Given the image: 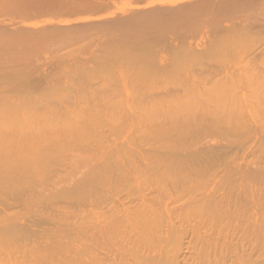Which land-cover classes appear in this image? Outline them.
I'll list each match as a JSON object with an SVG mask.
<instances>
[{"label": "rangeland", "instance_id": "374dc122", "mask_svg": "<svg viewBox=\"0 0 264 264\" xmlns=\"http://www.w3.org/2000/svg\"><path fill=\"white\" fill-rule=\"evenodd\" d=\"M206 1L205 0H0V35L3 36V34H4L3 38L6 36H11L9 34H12V36H14V37H10V40L13 41V39H14L16 43L12 44L11 43L12 41H10L12 46L10 45V47H8V48H11V47L13 48V49L11 48L12 50L10 49L11 54L12 55L14 54L15 56L14 55L13 56L15 58L17 57L19 60L18 65L15 67V72H16V70H17V73H19V71L21 72V71L26 70V72L28 74V77L26 76L28 78V80L27 79L26 80L24 79L22 81L20 80L22 82V84L20 81L19 82H17V81L12 82L13 84L7 83V84H4L6 86H3V88H4L3 90L5 92L11 93L10 91H13L14 88L18 87L19 85L21 88L23 87L22 88L23 90H25L26 87L31 89V90L34 89L33 92H36L37 94L32 93V91H31V93L34 94V96H33L34 101H36L38 103L44 102L43 97H45V95L49 96L48 95L49 93H46V92H49L50 91L49 89H52V91H53L54 86L56 88L55 91L58 90L62 94H67L68 89L71 86L70 84L72 82H74L73 74H72V67L76 63L78 64V62L79 63L82 62V63L86 64L92 70H100V64L94 63L93 61L95 59H99V58H102L103 56H105L104 53L107 54L105 51L106 45H112L114 43L116 44L117 42H119L117 40L119 38H120L119 40H121V37L124 36V32L122 31L123 29L121 27L122 23H126L127 21L129 22V20H132V17L134 19V16L136 18V17H142L145 15L146 20H145V22H143L144 24L143 23H142V25L140 24L141 25L140 28L138 27L139 26L138 25L136 28L132 29L133 31L135 29L134 32L132 31L134 33L132 39L129 36H127V40L125 39V37H123V38H124V41L126 40L124 43L127 45L125 52H128L130 54H146V55H149L150 59L145 60V61H143V60L139 61L138 60L134 65V69H133L134 71H131V72H129L127 70V67L125 65L122 64L121 66H119V68H118L119 70L117 69L118 70L117 73L119 72V74L117 75V79L115 81L117 86H118L117 89H119V93H121L124 90L123 84H125L128 92L146 94L145 96L143 95L146 99L144 98L142 100L146 101L149 98H151L152 96H155V97H152V100L156 101V99H159L157 97L158 94L168 93L169 91H173V88L176 86L177 82L180 79L178 76H180L184 80L187 79V81L194 80V79H192L193 76L195 79L197 77L196 81H198V82L190 81L189 84L194 85L196 82V83H198L197 86L199 87V89H201L199 86V83H201L200 85H202L204 83L206 84L207 74H208V78L210 77L211 74H218L217 76L222 77L223 79L225 76H227V78H225L224 80H230L229 79L230 77L232 78V76H236L238 74L247 75V77L251 78L250 79L251 81L245 82V80H244L240 85H238L237 88L234 89L235 91H233L232 94H230L231 90L228 93L231 98H234V102H235L234 109H236L235 112L238 114V115L236 114L235 117L237 118V116H239L240 114L241 115L238 118L239 120H237L236 118L233 117L232 119H229L226 124H227V126H232L230 124H234L233 125L234 127H236L235 126L236 122H239V123H237L238 125L240 123L243 124L245 129L240 126L242 129H244V131L239 129V131H240L239 136H237V134H235V133L225 132V133H227L228 137L233 136L231 138L234 139V140H232L231 138H228L230 141L225 140V136H226L224 133V130L226 128V125H225L224 126L225 128H223V130L219 129L217 131L216 130L211 131L209 129L208 130L206 129L205 131H208L207 133H204L205 131L201 130V133H202L201 136H198V134H199L198 133L199 131H198L197 136H195L196 139L197 138L203 139V137H206L208 139L207 140L206 138H204L203 141L200 140L203 143L205 142L204 144L202 143V145H200V143H201L200 141H199L200 143L198 142L199 139L196 140L195 137L192 138L193 136L190 139L189 138L187 139L188 141L191 140L188 143L189 144L188 147H190V145L193 142H194L193 143L194 145H197V143H198L199 144V146L197 145L198 148H196L194 146L195 150L199 151L200 147L202 146L201 149H205V151H207V155H208L207 156L208 158H206L205 157L206 155H205L204 156L205 159H203V162H205V163L202 166H205V164H206V166L202 167V169H201V167L199 168V171L200 170L201 171L200 172L198 171L199 172V173H197L198 175H195V174L192 175L191 174V176H190V180L192 177H194V180H195V182L193 181L194 184L192 183V181L191 182L187 181V184H185L186 186H188L187 190H186L187 192L191 189L190 190L191 192L189 191L188 194L192 196V194H190V193H192V189H193L192 186L195 187L194 191H195V189L197 191V192H193V195L195 193H200V194H198V196H200L203 193L208 196L209 194L214 193L216 191V189H217V191L220 190V192L224 191L226 188H224V190H223L222 184H224V186L227 187L229 184L226 185L224 182H227V183H231L232 181L235 182L236 180H233L234 179L233 177L236 174L232 175L233 176L232 181H231L230 176L234 172L235 169H238L239 167L243 168V166H244L243 169L246 168V171L248 169L250 171H252L253 175H255L256 172L258 170H260L257 172V173L260 172V174H256V176L258 175L257 176V178H258V177H260L259 175L262 174L261 177L264 179V177H263L264 176V147H263L264 146V143H263L264 142L263 141L264 140V133H263L264 132V126H263L264 125V62L263 61L264 60H261L260 58L254 59L252 55H247V54L244 55V53H247L250 50L253 52L254 48H252V47H254V45L253 46L251 45L252 47L248 46L245 50L242 49L244 52L241 51L242 52V53L240 52L241 55L239 54V51H240V49H239V51L237 50L236 53L232 51V52H230V54H226V56H222L221 58H219L217 60H209L208 61V59H204L205 61L201 60V61H195V62H193L192 60H189V63L186 62L185 66H184L185 63H182V66L180 63L181 61H180L179 55H178L180 53V51L189 53L188 55L190 57H194V56H200L201 57V55H205L207 52L210 51V45H211V42H213L215 40L214 38L217 36L216 33L222 32L221 30L218 31L217 27L222 29V30H227L228 27L234 26V21L231 18L230 19L227 18L228 21L232 20L231 22H228L227 20L223 19V21H225V22L222 24V21L220 19H222L224 17L216 15L217 13H215L216 12L215 11L216 10V8H215L216 3L219 7L220 5H222V3L228 4L229 0H210V1L206 0ZM218 1L220 2V4ZM232 1L235 2L234 0H232ZM232 1L230 0L231 3H233ZM236 1H238V0H236ZM210 2L214 5H212ZM180 4H182V5H180ZM196 5H197V9H202L203 6L206 7V5H207V7H208V5H209L210 10H212V11L208 10V12H207V10H206L207 8H205V10H203L205 13L203 11H201L199 13V15L197 13L196 15L186 17L185 15L187 13H185V12H187V11L190 12L192 9H194L196 7ZM179 7H182V8L178 10ZM192 7H194V8H192ZM214 8H215V10H214ZM145 10H146V12H145ZM170 10L173 12H171ZM142 11H143V13H142ZM155 11H157V12H155ZM160 11L163 13H161ZM174 11H176V12H174ZM139 12H140V14H139ZM149 12L152 14H150ZM153 12H155V13H153ZM180 12L185 13V15L183 13H180ZM177 13H178V15L180 14L179 17L181 15H183L185 18L183 16L178 18V15H175ZM214 13H215L216 17L218 16L220 18L215 19ZM156 15H159V16H156ZM164 15H166V17ZM158 17H159V19H158ZM208 18H209V20H208ZM153 19L154 20L156 19V20L154 21ZM189 20L192 21V25L189 24V23H191V21H189ZM200 20H202V21H200ZM217 20H220L219 23H221L220 25H222L223 27L222 26L220 27V25H218L219 23ZM156 21H157V23H156ZM181 21H182V23H181ZM213 21L216 24L218 23L217 24L218 26L217 25L211 26L210 22H213ZM207 22H209V23H207ZM171 23H175V24H171ZM86 24L89 26H86ZM188 24H189V26H188ZM81 25H82V28L79 29L78 27H81ZM198 26H200V27H198ZM210 26H211V28H209ZM87 30L89 32H87ZM81 31H85V33L82 34ZM214 31H216L215 35H213ZM6 32L8 33V35L7 34L5 35ZM55 32H56V34H55ZM78 32L80 34H78ZM26 34H28V35H26ZM22 37H24V39ZM51 37L53 40L50 39ZM6 38L9 39V37H6ZM128 38H130V39H128ZM162 38L165 39V42L163 43L164 45L161 44ZM29 40L32 42H30ZM114 40H116V42ZM28 41H29V44L26 43ZM112 41H114V42H112ZM24 42L26 43L25 45H23ZM46 42L49 43V45ZM3 43H1L2 46L6 44V42L4 44ZM45 43H46V45H45ZM31 44L32 45L35 44V45L32 46ZM17 45H19V46H17ZM39 45H40V48H39ZM13 46H15V48ZM36 47H37V49H36ZM103 47H105V48H103ZM4 48H5V51H9V53H10V50L6 49V45ZM14 49H16L17 51L14 52L15 51ZM255 49L257 50V53H258V51L260 52L262 50V49L259 50L260 48L257 49L256 46H255ZM255 49H254V51H255ZM18 52H19V54H18ZM190 52H192V53H190ZM23 53H26V54H23ZM249 53H251V52H249ZM262 59H264V58H262ZM259 60H261L262 64L259 62ZM65 61H66V63H65ZM59 62H61V63H59ZM62 62H63V64H62ZM187 64H189V65H187ZM24 65H26V67ZM62 65H63V67H62ZM123 69H125V70H123ZM125 71H127V72H125ZM197 71H199V72L197 73ZM189 76H190V78H189ZM191 76H192V78H191ZM205 76H206V78H204ZM213 76H211L210 78H213ZM49 77H52L53 79L49 78ZM215 77H216V75H215ZM217 79H220V78H217ZM232 80H233V78H232ZM208 81H211V80L208 79ZM220 81H222V80L220 79ZM211 82H213V80ZM218 82H219V80H218ZM218 82L216 83V85H219ZM214 84H213V86H214ZM15 85H16V87H15ZM222 85H224V84H222ZM51 86L53 88H51ZM195 86H196V84H195ZM208 86L210 87V85H208ZM21 88H19V89H21ZM204 88L205 87L203 86V89ZM216 88H219V87H216ZM29 89H26V90H29ZM203 89H201V90H203ZM217 90L219 91V89H216L214 91V89L212 90V88H211V91H213V92H216ZM220 91H221V89H220ZM50 94H52V93H50ZM124 96H126V95H124ZM248 96H251V97H248ZM140 97L142 98L141 95H140ZM254 97H255V99H254ZM256 97H258V98L256 99ZM45 99H47L49 101H50V99L52 100V98H50V99L45 98ZM22 100L23 99H20L19 102H21ZM149 100H151V99H149ZM152 100H151V102H152ZM148 102H145L144 104L147 103V105H149L151 103V102L150 103H148ZM147 105L144 106V110H141V111H140V109L143 107H141L140 109L138 108L137 110H134V111H133V109H134L133 108L132 112H130L129 109H127L129 111V112H127L126 107H125V109L123 108V110L121 112H119L120 113L119 115H117L118 112L115 111V112H117V114L115 112L113 113V114H115L114 115L115 119H114L113 123H115L114 125H116V128L112 126L113 127V130H112V127L104 126L105 128L100 130L101 133H99L98 138H96L95 140H94V137H97L98 133H95V135L93 134V136H94L93 140L88 142V143H92V144L87 143V145H89V146L93 145L90 149H86V142L88 140V139L86 140V136H81V134L85 133L86 130L68 129V128H64V127L51 128V127H47L48 124L45 125L46 127L26 128L24 130L9 129L8 132L7 131L5 132V131L0 129V145L2 146V144L4 145V143L8 142L9 145L4 146V148L7 151H10V152L23 151V152L27 153V155L29 153L28 156H30V153L38 154L37 156H39V158L33 164V166L36 165L39 168H44V167L48 168L49 171L45 177L46 179L44 180L43 189H50V190H54V191L62 190V188L64 190H66L67 188L68 189L73 188L74 187L73 184H75L78 181L85 180V178L87 176H89V177L92 176V174L98 170L102 161L105 162V160L101 159L102 154L103 155L109 154V152L111 150H113L114 148H115L114 149L115 152L119 150V152L121 151L120 153H122V149H123V154L126 153V154H128L127 157H131L130 159H132V162L134 164L130 163L129 165L133 164L134 168H131V167H133L132 165L131 166L128 165L129 168L127 169L126 163H128V162L124 163L125 162V161H123L125 159V157H124L122 159V162H121L124 164H121V163L120 164L123 166L126 165L122 168H124V170H126V169L128 170L127 173L129 176L128 175L126 176L124 174H123L124 178L122 176H120V175H122L123 171H121V174L119 175V173H120L119 169L121 168V165H119L120 168L118 169L117 174L115 173L116 171H114L115 174L112 173V174H114L112 176L115 178V175H116V177L118 175L119 177H122L124 181L127 180L128 183L123 182L122 178L119 179V180H121V182H123V183L120 182L122 185L119 183V186H120L119 187L120 190H119L118 186H116L117 182H119L117 180L118 177H117V179L115 178L117 182H115V179L113 180V184H111L112 183L111 180L113 179V177H112V179L109 178L108 181H111V183L108 182L109 185L108 186L106 185V187L104 186V188L106 189V190L105 189L104 190L106 192H107V190H109V192H113L112 196H110L111 193L108 194V192L107 193L103 192L104 191L102 189L103 186H102V188L100 186H97L96 188L95 187L94 188L95 189L98 188V191L95 190V192H94V190H93L94 188L90 189V192L91 191L93 192V193H91L92 199L95 201V199H97V198L100 199L105 194H106V196L108 194L109 198H107L108 196L107 197L105 196L104 199L107 198L108 201H109V199H112V200L114 199L115 200V201L113 200L114 202L111 200V201L106 203V202H104V199L102 198V201L104 202V204H106V205L108 204L107 205L108 207L104 206L103 203H102L103 206L100 205L101 208L103 207L105 209V212H107L106 208H108L107 210H109L110 206H111L110 209H113L115 207V203L117 202V204H118V202L120 200H122V198L123 199L125 198L127 200H122V202H119L120 205H123L125 203V202L123 203V201H127L126 203H130V201L132 200L131 205L130 204L129 205L124 204L125 206H128L127 207V208H129L128 210L131 211V210H134L131 208H135V205L137 202L139 203L138 205L141 206L142 205L141 202L147 201V203H148L149 200L152 201V199L157 198L158 196H160L162 194L160 196V199H161V197H163L162 199L165 201H163L161 199L160 200L161 202H160L158 199L160 204L163 203L162 206L161 205H159V206H161V208H163L164 206H167L169 208L168 214L171 215V217H172L174 212H176V209L179 212H180V209H184L185 211L187 210L186 208H188L187 207L188 206V198H190L191 196L190 197L186 196V197H188V198H186L184 196V194L187 195L186 194L187 192H184L185 190L182 191L181 189H179L184 184L183 180H182L183 175H181L182 178H180V175L178 174V172L176 173L177 170L176 169H175V171L172 170V169H174V167L171 166L172 164H170V166H168L169 164L166 162L168 160H170V162H173L172 161L173 158H171V156H170V159L166 160L164 158L165 156H167L169 158V156L166 155L167 153L164 152V154H165L164 157H163V153H160L161 151L164 150L163 146H165V148H166V146L168 144H162V142H161V144L163 145V146H161L159 141H157V139H155L156 141H154L153 140L155 138L154 136H152L154 138L151 139L149 134L151 132H153L154 130L158 129L157 127L161 128L162 126H165L166 124L164 125V121H166V123L168 124V121L170 122V119L172 120L173 116L176 115V111H174L175 114L172 116L171 114H173V110L175 108L173 105H170L172 107L169 109L170 111L174 108L171 112H169L168 109L166 110V109L159 107V109L155 113L154 110H152L153 112H151L149 109H145L147 107ZM55 109H57V108H55ZM68 110L71 111L72 109H68ZM162 110H164V112ZM237 110L241 111V112H238ZM43 111L44 110H42L39 113H42ZM46 111H44V112H46ZM142 111H143V113H142ZM149 111L151 113H149ZM166 112H167V114H166ZM235 112L233 115H235ZM253 112L255 113L254 115H253ZM153 113H155L154 115H152L153 120L151 119L149 121L147 118L150 119L151 114H153ZM140 114H142V115H140ZM144 114L146 117L143 116ZM147 114L148 115L150 114V115L147 117ZM169 114L171 115V117ZM111 115H112V113H111ZM155 115H156V118H154ZM61 117H62V115H61ZM61 117H60V120L63 121L64 117H62V118ZM142 117H145L146 119L145 118L143 119ZM122 118H123V120H121ZM160 118H161L162 122H161V125L159 126ZM257 118H259V119H257ZM71 119H74V116L71 117ZM71 119H68V121H70ZM141 119L144 120V122ZM155 119H157V121H155L157 123H155V125H154V123H152V122H154ZM244 120H246V121H244ZM71 121L73 122L74 120H71ZM260 124L262 125L261 127H260ZM238 127H237V129H238ZM134 128H135V130H134ZM154 128H156V129H154ZM117 129L119 130V132ZM227 129H231V128H227ZM225 131H227V130H225ZM154 132H156V131H154ZM212 132H214V133H212ZM21 133H24L25 136L19 135ZM203 133L205 135L208 134L209 136L211 134H213L214 136L211 135V137H208V135L205 136ZM215 133H216V135H215ZM222 133H224L225 136L224 135L221 136ZM229 133H231L233 135L229 136ZM119 134H121V135H119ZM250 135H251V137H250ZM157 136L160 138L159 135H157ZM158 137H156V138H158ZM194 139L197 142L196 144H195V141H193ZM96 140H99L97 142V144H95ZM235 140H237V141H235ZM152 141H154V142H152ZM231 141L233 144L231 143ZM233 141H235V142H233ZM229 143H231V144H229ZM193 144H192V146H193ZM158 145L160 148L157 147ZM208 145H210V146L212 145V149L209 146L210 152L207 149ZM233 145H235V147ZM237 145H239V146H237ZM170 146L171 145L167 146L170 149L167 148L164 151H166V150L171 151L172 147H170ZM174 146H175V144H173L174 151L172 150L170 153L175 152V148L177 145L175 147ZM117 147H118V150L116 149ZM97 148L99 151H97ZM103 148H104V150H103ZM161 148H163V150H161ZM215 148H217V149L214 150ZM218 148H220V149H218ZM223 148H225V150ZM114 150H113V152H114ZM102 151H105V152L102 153ZM203 151H200V152L204 153L205 151L204 152ZM214 152L215 153L219 152L221 154L219 155L217 153V155L213 157ZM90 153L93 154V156L95 154V157L97 156L96 159L94 157L95 160L92 159L93 156ZM131 153H133V157H132ZM210 153H213L212 156ZM99 154H100V156H99ZM86 156L88 159L86 158ZM98 156L100 157V159ZM106 156H104V157L106 158ZM160 156H162L161 160L159 158ZM89 157H92L91 160H89L90 159ZM127 157H126V161L129 159V158L127 159ZM172 157H173V155H172ZM212 157H213V160H212ZM83 158H85L84 159L85 161L83 160ZM97 158H98V160H97ZM134 158H135V162L133 161ZM163 158L166 160L165 161L166 163L164 162ZM207 159L210 160L211 163H208L209 161ZM226 159H227V161H226ZM88 160L89 161L93 160V161L90 164H88L89 162L88 163L86 162ZM136 160H138V162H136ZM217 160H219V161H217ZM223 160L225 162H223ZM150 161H151V163H150ZM152 161H154V163H158L157 169H155L156 168L155 164L151 165ZM83 162H86V163H83ZM129 162H131V160ZM163 162L165 164V167L162 164ZM216 162H217V164H215ZM80 163H83V164H80ZM136 163H137V168L139 167L138 168L139 172L138 171L137 172L138 173L142 172L143 175L140 174V176H139V175H137V173H135L136 170H134V169H136ZM218 163L221 166L218 165ZM102 164H104V163H102ZM75 165H76V168H74L75 170H73L72 167H75ZM85 165H86V169H85V167H81V166H85ZM166 165L169 168L168 170L165 169V168H167ZM89 166H90V168H89ZM160 166L164 167L163 169H165L164 172L167 173L166 175L164 174L163 169ZM213 166L215 167V169ZM217 166H218V168H217ZM122 168H121V170H123ZM148 168H150V169H148ZM170 168H172V169H170ZM232 169H234V170H232ZM155 170H157V171H155ZM126 171H124V173H126ZM210 171H212L213 174L210 173ZM229 171L232 173L230 174ZM236 171H235V173H236ZM254 171H255V173H254ZM49 172H52V173H49ZM168 172H169V174H168ZM59 173H61V174H59ZM170 173H172V174H170ZM200 174H201V176H200ZM110 175H111V173H110ZM110 175L107 174V176H105V177L108 178V176H110ZM207 175L209 178L206 177ZM226 175L230 178V179H228L229 182L226 181L227 180ZM125 176L128 179H125ZM161 176H162V178H161ZM166 176L168 179L171 176L169 181L166 178ZM129 177L131 179L130 183L128 181ZM173 177H175L176 180L173 179ZM238 177H239V175H236L235 179H237V182L239 180L240 181L238 183L232 182L231 183L232 186L235 187L238 184V187H239L241 185L245 186V183L250 184V181L248 179L245 182V180H243V178L241 179V177H239V180H238ZM57 178H59L61 180H57ZM253 178H254V176H253ZM253 178L251 180H253ZM157 179H159V180H157ZM171 179H173V180H171ZM150 180L153 182H150ZM174 180L177 182L176 183L172 182ZM207 180L209 181V183L207 182ZM256 180L257 179L253 180V182H255ZM262 180L260 178L259 180L256 181L257 186L260 185ZM68 181H70V182H68ZM132 181H135L134 182L135 184ZM201 181H203L204 184H201L200 183ZM205 181L207 183H205ZM54 182H55V185L54 184L52 185L51 183H54ZM66 182H68V183H66ZM162 182H164V184ZM253 182L251 181L252 184H254ZM58 183H60L62 185L59 186V185H57ZM125 183H126V185H125ZM149 183H151V184H149ZM263 183H264V180H263L262 184ZM78 184H79V182H78ZM110 184H111L112 188H113V185L115 187V188H113V191H111L112 189H110L111 188ZM129 184L131 185V187H129L130 186ZM144 184H145V186H144ZM152 184H153V186H152ZM154 184H155V186H154ZM180 184H182V185H180ZM249 184H248V186H249ZM256 184H254V185H256ZM262 184H261V187L264 185V184L263 185ZM159 185L161 186V188H158V187H160ZM200 185L202 187H199ZM251 185L249 187H251ZM254 185H252V186H254ZM53 186L54 187L57 186L61 189L57 188L58 190H55ZM230 186L231 185H229V187ZM242 186L239 188H242ZM50 187H52V188H50ZM116 187H117V189H116ZM215 187H217V188H215ZM126 188H128L127 190H129V188H130V190L126 191L125 190ZM199 188L202 190H199ZM214 188H215V190L213 191ZM218 188H219V190H218ZM262 188L264 189V186ZM43 189H41V190H43ZM149 189H150V191H149ZM155 189H157V193H158V189L162 190V191L160 190V193H159L160 195L155 193L157 197L152 196V195H154L152 193L156 192V191H154ZM117 190H119L120 193ZM47 191H49V190H47ZM54 191H49L46 193L53 194V193H55ZM99 191H100V193H103V194H101V195H103L102 197H100L101 196L100 194L98 195ZM115 191L117 193H119L118 196H117V194L115 196H113L116 193ZM204 191H206V192H204ZM227 191H228V187H227ZM90 192H89V194H90ZM132 192H133V194H132ZM140 192H141V194H139ZM147 192L149 194L151 192L152 195H148ZM166 192L168 194L165 195ZM182 192L184 194H182ZM95 193H96V196H95ZM93 194L95 196V199L93 197ZM138 195L141 198L144 195L146 197L148 195V196L153 197V198L150 199L149 197H147L148 199H141L138 197ZM179 195H182V196L180 197ZM195 195H197V194H195ZM80 196L81 195L79 194L78 197H80ZM84 196H85V194H84ZM84 196L83 197L81 196L83 198L82 201L77 200L78 201L77 202L76 200H74L73 202L70 201L69 203L64 204L65 206L69 207V208H66L68 211H65L66 210L65 209L64 212L67 213L69 211H72L74 214H76L74 216V215H72L73 214L72 212H71V214L69 213V215H72V217L70 218V221L69 220L66 221V224L68 225L67 227L68 228L72 227V226H69L70 225L69 223L75 224L78 221V223L75 224L76 227H74L73 230H72V228L69 230L66 229V230H68V233H70V234L73 231H77L78 233L75 232L76 234L73 235V238H71V239L70 238L65 239V241H70L73 248L77 249V252L75 254H78V255L76 257H74L73 255H71V257H67L63 253L61 254L60 252H57L56 250H54L55 253H57L59 255L60 259H62L59 263L64 264V262H65V264H84V263L86 264V259L90 260V258H91V255L89 253H87V251L90 249L88 246H91L90 243H88V241L91 239L88 238L89 240L87 241L86 232L88 233L87 236L90 234L89 236L92 238V236L94 234L89 233V232H91L90 227L92 226V224L94 225L96 222H92V224L90 223L91 226H90V224H88V229H90V230L87 231L88 229L86 228V226H87L86 225V218H84L85 217L84 215L88 211V210H86L87 206H88V208L90 206H89V204L86 203L87 202L86 199L88 200L90 205L92 204L93 200L89 198L91 196H88V198H84ZM135 196L138 197V199ZM165 196H166V198H165ZM81 197L77 198V199H81ZM115 197L118 199V201H116L117 199H115ZM129 198H130V201L128 202ZM135 198H136L137 202H136V200L135 201L133 200ZM181 198H183L185 201L182 200ZM107 199L105 201H107ZM140 199H141V202L139 201ZM177 199H179L178 202H177ZM1 200H2V198H1ZM180 200L182 201V203ZM97 201L98 200L95 201L96 205H94V203L92 204V205L97 207L96 211H98L100 209V207L98 208L100 203H98ZM154 201L155 200H153L151 202V204H153L154 206H156L155 208H157V205H156L157 203ZM1 202L2 201H0V203ZM61 202H64V201H61ZM159 202H158V204H159ZM184 202H185V205H184ZM109 203H110V206H109ZM133 203H134V205H133ZM113 204H114V206H113ZM153 205H150V206L153 207ZM118 206H119V204H118ZM123 206H121V207L119 206V207L121 209L123 208L126 210V207L125 206L123 207ZM130 206H131V208H130ZM140 206L139 207L137 206V208H140ZM177 206H179V207H177ZM54 207H55V204H54ZM91 207L93 208V206H91ZM184 207H186V208H184ZM16 208L18 211H20L23 207L21 206L20 210L18 209V208H20L19 206L14 207L11 209V211L13 210L12 212H15L14 210ZM25 208H23L21 211L22 212H23V210L25 211ZM51 208H52L51 206L45 205L44 208H42V210H43L42 213H39V215L35 214L36 213V209H35L34 210L35 212H33L34 215L31 214V211H28L27 213L24 212L25 214L20 213L22 215H19L20 216L19 217L17 214H15L16 212L13 213L14 214L13 215L12 213L9 212V209L7 207H4V205L2 203L0 204V213H1L0 218H2V219L7 218L5 216L6 211L10 215L18 216L16 219L14 217V220H11L12 223H11V221L9 222L8 220H6L5 223L7 225L0 221L2 223V224H0V226H2V225L4 226V228L0 227V241L2 239L3 243L5 244V246H2V244L0 245L1 246L0 247L1 248V250H0V264H2V262L5 261V259H6L7 263L4 262L3 264H5V263L9 264L8 262H10V264H18V263L21 264V262H22V264H27L29 262V261L26 262L28 260L27 258H29V257L26 258V256L27 255L30 256L31 252L29 254L27 253V255L24 252H27V250L30 251V249L33 251V248H31L33 246V243H32V239H33L32 233H34L33 230H36V231L43 230V229L49 227L47 225H50L51 223L54 222V220L52 218L55 217V215H54V213H52L53 209H51ZM92 208L90 210H92ZM158 208L160 209V207H158ZM174 208H176V209L174 210ZM100 210H99V212L95 211L97 214L99 213L98 214L99 216H101ZM128 210H126V211H128ZM92 211L89 212V214L94 217V215L92 214ZM172 211H174V212L172 213ZM3 212H4L5 217L2 216ZM45 212H47V213H45ZM81 212H83V213H81ZM105 212H104V210L102 211V213H105ZM122 212H124V211L122 210ZM131 212H133V211H131ZM181 212H183V210ZM194 213H197V214H195V216L197 218H199V216L202 215V214L198 215V213H200V212H197V211L196 212L194 211ZM194 213L192 212L191 214L194 216ZM28 214H31L29 216H32V217H30V220H27V218H29ZM87 215H88V213H87ZM192 215H191V217H190V215H187V216H189L188 218L190 220L193 217ZM205 215L200 217L199 218L200 220L198 219V221H196L198 223L197 225L193 224V222H195V221H193L194 218L191 221H189L188 218H185L186 219L185 221L188 222V224H189V222H191L192 225L189 224L187 226L186 225L184 226L185 222H183L182 221L183 219L180 218L179 221L176 222V223H179V224H177V228H178V225H180V227H182V228L179 227V229H183V230H185L184 227H187L185 230V233H187V231H189V227L191 228V226H192V228H193L196 226L195 228L191 229L195 233V235H194V233L191 231L194 235L193 239L190 238V237H192L191 236L192 234H189V232L187 233V234H189L188 238L190 239V241H192V240L194 241L197 238H199L201 235L203 236L202 232H205V231H207L206 233H207L208 237H209V235L212 236L213 234H214V236L216 235L215 237H218L220 235H218L216 233H218V232L220 233V231L217 232V229H220L224 225L223 228H221V231H223L224 229H226L225 231H228L227 227L229 226V223H231V221L236 220L237 217L238 218L240 216L243 217L242 213H241V214H239V216L236 215V218L232 217V219H230V221H228L226 219L227 223L224 220L225 224H223L221 227H219V224L221 225L223 223V221L221 222V220H219L221 223L219 222L217 224L218 226H216L214 223H216L218 219L215 218L216 220L213 221V219L211 220L209 217V219L212 221L211 223L214 224V225H212L211 223L209 224L210 221L207 220L208 218L204 220ZM33 216H35V217H33ZM43 216H44V218H43ZM187 216L185 215V217H187ZM206 216L208 217V215H206ZM39 217L46 220L47 223L48 222L49 223L51 222V223L50 224L48 223L47 225L42 226V227L34 226V227H32V229H29L30 227H28V223H30L29 221H31V218L33 220H36ZM175 217H176V214H175ZM175 217H173L174 221L176 220ZM241 217L239 219L237 218V220H240ZM17 219H19V220H17ZM78 219L81 221H79ZM101 219L103 220V217ZM243 219H244V217H243ZM93 220H94V218H93ZM237 220H236V222L234 221L235 223L233 222L230 224L231 228L233 226V229L230 228L231 230H234L235 227H236V229H237V227L239 228L238 225L244 226L245 223H249V222H245L247 220L244 219L245 223L242 221L243 223L241 222L242 224H240V223H238ZM166 221L167 220H165V223L168 225V223ZM203 221H206V222H203ZM180 222H182L183 224L181 223L182 224L181 225ZM10 223L12 225L13 224L15 225V226L13 225L14 227L12 226L14 229H15V227L19 228L22 225L21 229H19V231L21 232V230H22V232L24 234L19 233V231L17 230L18 228H16L15 232H17V233L14 232L16 235L11 236L10 234L12 232H10V234H9L8 228H10L11 231L14 229L9 226V225H11ZM166 224H164V226H163V229L165 228L164 229L165 231L167 228L170 229L168 227L170 225L167 226ZM185 224H187V223H185ZM200 224H204L206 226L200 225ZM23 225H25L24 227H27L26 232L23 231V229H22ZM245 225H246V227L248 226L247 227L248 229L246 232H248V231H249V233L253 232L252 228H251V224L250 225L245 224ZM64 226L66 227L65 224H64ZM64 226H61V227L63 228ZM198 226H201L200 227L201 229ZM243 226H242V228L240 227L241 231L239 229H237V230L242 232V229L245 228ZM197 228H199L200 231ZM249 228L251 229V231ZM4 229L7 231L6 232L2 231ZM62 230H64V229H62ZM201 230H202V232H201ZM31 231H32V233H31ZM170 231H171V229H170ZM7 232H8V236H7ZM246 232H245V234H246ZM5 233H6V236L4 235ZM19 234H21V235H19ZM25 234H27L29 236L31 235L30 237H32V238L30 239L29 236H27ZM73 234H74V232H73ZM170 234H171V232H170ZM251 234H254V233H251ZM3 235H4V238L9 237V235H10V237L7 239L6 238L4 239ZM239 235H241V234L239 233ZM242 235H244V234H242ZM207 236H205V238H203V239L201 237L200 238L202 240L205 239L204 241H206L207 240L206 238H208ZM250 236H251V238H249V236L247 237L248 239H246L245 236H244V238L248 241L249 240L252 241L253 239L256 238V237L253 238L252 235H250ZM185 237L186 238L184 241H187V242H185V244H188V242L192 243V242L188 241L189 239L187 238V235ZM239 237H242V236H239ZM244 238H241L240 242H242ZM208 240H210V237ZM256 240L257 239H255L254 241H256ZM2 241H1V243H2ZM196 241L194 244H197L198 242L200 243V241H198V242H196ZM243 242H245V240ZM259 242L257 240L255 243L256 244L258 243L257 245L260 246ZM247 243L251 244L252 246L254 245V247L257 246L256 244H253V241H252V243H250V242H247ZM247 243H245L243 245L246 246ZM29 244L31 247L28 246ZM110 244H111V246L115 247V243H110ZM249 244L247 246H249V248L251 247V249H252V246H250ZM240 246L244 247V246H242V244H240ZM246 249H248V248H246ZM251 249H249V250H251ZM103 251H106V250H103ZM103 251L101 253L104 256L107 254V252L103 253ZM90 252H93V251H90ZM182 253H184L182 258H184L187 255L189 257L191 255L195 256V253L193 251L188 252V249H184V251ZM191 253H193V254H191ZM68 254H70V253H68ZM16 257H18V258L22 257L23 259L22 258L21 259L19 258V260L17 259V262H18L17 263ZM197 258H198V255H197ZM199 258L201 261L199 259L195 260V258H194V260L198 261V263H199V261L200 262H206L208 257H206L202 254L199 256ZM204 258H205V260H203ZM132 264H134V262H132Z\"/></svg>", "mask_w": 264, "mask_h": 264}, {"label": "bare ground", "instance_id": "6f19581e", "mask_svg": "<svg viewBox=\"0 0 264 264\" xmlns=\"http://www.w3.org/2000/svg\"><path fill=\"white\" fill-rule=\"evenodd\" d=\"M208 1H210V0H208ZM234 1L235 2L232 1L233 3H231L229 0L228 4H223L221 2L222 5H220L219 7L216 3V7H215L216 10L214 8V10L216 11L215 13H217L216 15L224 17V18L220 19L222 21V24L225 22V21H223V19L228 21V19L231 18L234 21V26L228 27L227 30H222V29L217 27L218 25L221 24V23H219L220 20H217L219 23V24L217 23L218 25L216 23H214L215 20L213 22H210L211 26L217 25L216 26L217 30L222 31L221 33L220 32L216 33L217 36L214 38L215 40L213 42H211L210 51L207 52L205 55H201V57L200 56L190 57L188 55L189 53L180 51V53L178 55H179V59L181 61L180 62L181 66H182V63H185L184 64V66H185L186 62L189 63V60H192L193 62L201 61L204 59H208V61L209 60H217V59L221 58L222 56H226V54H230V52H232V51L236 53V51L237 50L239 51V49H240L239 54L241 55V53H242L241 51H243L242 49L245 50L248 46H251V45L252 46L254 45V47L251 46L254 49L256 46L257 49L260 48L259 50H261V49L262 50L260 52L258 51V53H257V50L255 49V51H254V49H253V52H254L253 53L249 49L250 48L249 47L248 49L250 50L249 52H251V53L247 52V53H244V55H246V54L252 55L254 59L260 58L261 60H264V59H262V58H264V0H238V1L234 0ZM219 4H220V2H219ZM180 5H182V4H180ZM212 5H214V4H212ZM181 8L182 7H179L178 10ZM192 8H194V7H192ZM195 8L192 10L190 9L191 10L190 12H188V11L185 12V13H187L186 15L183 12H180V13H183L186 17L187 16L190 17L192 15H196L197 13L199 15V13L201 11L205 10V8H207L206 9L207 12H208V10H210L209 5H208V7H207V5H206V7L203 6L202 9H197V5H196ZM210 11H212V10H210ZM145 12H146V10H145ZM155 12H157V11H155ZM155 12H153V13H155ZM163 12H161V13H163ZM171 12H173V11H171ZM174 12H176V11H174ZM142 13H143V11H142ZM215 13H214V15H215ZM139 14H140V12H139ZM150 14H152V13H150ZM175 15H178V13ZM179 15H178V18L183 16V15H181L179 17ZM216 15L214 17L215 19L220 18L218 16L216 17ZM156 16H159V15H156ZM164 16L166 17V15H164ZM144 17H145V15L142 17H136V18L134 16V19L132 17V20H129V22L127 21L126 23H122L121 27L123 29L122 31L124 32L123 37H125L126 40H127V36L131 37V39H132L133 34H134L133 32L135 31V29H134V31L132 29L136 28L138 25H139L138 27L140 28L142 23L145 22V20H146V17L145 18ZM158 19H159V17H158ZM191 20H189V21H191ZM208 20H209V18H208ZM182 21H181V23H182ZM200 21H202V20H200ZM231 21H228V22H231ZM156 23H157V21H156ZM207 23H209V22H207ZM171 24H175V23H171ZM189 24L192 25V21ZM189 24H188V26H189ZM86 26H89V25L86 24ZM211 26L209 28H211ZM221 26L222 25H220V27ZM198 27H200V26H198ZM78 28L79 29L82 28V25H81V27H78ZM216 31H214L213 35H215ZM87 32H89V31L87 30ZM81 33L83 34V33H85V31H81ZM6 34L8 35L7 32L5 33V35ZM55 34H56V32H55ZM78 34H80V33L78 32ZM9 35H11V36H6V37H9V39H7L6 37L3 38L4 34H3V36L0 35V129L5 131V132L6 131L8 132L9 129L24 130L26 128L46 127L45 126L46 124H48L47 127H51V128L64 127V128H68V129H83V130H86V132L82 133L81 136H86V140L88 139L86 142V149H90L93 145L89 146V145H87V143L93 140V137H94L93 134L95 135V133H98L97 137H94V140H95L96 138H98L99 133H101L100 130L105 128L104 126H110V127L113 126L116 128V125H114L115 123H113L114 119H115L114 118L115 114H113V113L115 111H117L118 114H117V112H115V113L117 115H119L120 114L119 112H121L123 110V108L125 109V107H126V110L129 109L130 112H132L133 108H134L133 111L137 110L138 108L140 109L141 107H143V108H141L140 111L144 110V106L147 105V103L146 104H144V103L148 102V101H149L148 103H150L152 100V97H155V96H152L151 98H149L151 100H149L148 98H147L148 100H146V101L142 100L145 98L144 96L146 94L128 92L125 84H123L124 90L121 93H119V89H117L118 86L115 82L117 79V75L119 74V72L117 73V71L119 70L118 69L119 66H121L123 64L127 67V70L129 72H131V71H134L133 70L134 65L138 60L139 61L140 60L145 61V60L150 59L149 55H146V54H130L128 52H125L127 45L124 43L126 40L124 41L123 37H121V40H119L120 38L117 39L119 42H117L116 44L114 43L112 45H106V50L105 49L104 50L106 51L107 54L104 53L105 56H103V57L101 56L102 58L95 59L93 61L94 63L100 64V70H92L86 64H84L82 62H80V63L78 62V64L76 63L72 67V74H73L74 82H72L70 84L71 86L68 89L67 94H62L58 90L55 91L56 88L54 86L53 91H52V89H49L51 92L50 91L46 92V93H49L48 94L49 96L45 95V97H43L44 102L38 103V102L34 101V98H33L34 94H32V93L37 94L36 92H33L34 89L31 90V89L26 87L25 90H23L22 89L23 87L21 88L20 85L18 87H16V85H15L16 88H14L13 91L9 90L11 93L5 92L3 90L4 89L3 86H6V85H4V84H7V83L11 84L12 82H15V81L19 82L20 80L22 81L24 79L28 80V78H27L28 74H27L26 70L21 71V72L19 71V73H17V70H16V72H15V67L18 65L19 60L17 57L16 58L14 57L15 56L14 54H13L14 56L11 54V50L13 48L12 47H11L12 49L8 48V47H10L11 43L12 44L16 43L14 39H13L14 42L12 40H10V37H14V36H12V34H9ZM26 35H28V34H26ZM22 38L24 39V37H22ZM50 39L53 40L52 37ZM128 39H130V38H128ZM10 41H12V42L10 43ZM29 41L26 43L29 44ZM32 41H30V42H32ZM114 41L116 42V40H114ZM114 41H112V42H114ZM3 42L4 43L6 42L5 45H6L7 50L11 49L10 53H9V51H5V48H4L5 45H3L4 47L1 45V43H3ZM164 42H165V39L162 38L161 44H163ZM26 43L24 42L23 45H25ZM46 43H45V45H46ZM47 44L49 45V43H47ZM34 45H32V46H34ZM17 46H19V45H17ZM13 47L15 48V46H13ZM39 48H40V45H39ZM103 48H105V47H103ZM36 49H37V47H36ZM14 50H15L14 52L17 51L16 49H14ZM190 53H192V52H190ZM18 54H19V52H18ZM23 54H26V53H23ZM261 60H259V62L262 64ZM59 63H61V62H59ZM65 63H66V61H65ZM62 64H63V62H62ZM187 65H189V64H187ZM24 66L26 67V65H24ZM62 67H63V65H62ZM123 70H125V69H123ZM125 72H127V71H125ZM198 72L199 71H197V73ZM215 75L217 78H220L222 81H220V79H217L215 77ZM217 75L218 74H211L210 77L213 76V78H210V77L208 78V74H207L206 84L204 83V84L200 85L201 83H199V86L201 89H203V86L205 87L203 90L199 89V87L197 86L198 83H196V82H198V81H196V79H197L196 76H195L196 79L194 78V76H193V78L191 76V78L194 80H189V81H187V79L184 80L180 76H178L180 79L177 82L176 86L173 88V91H169L168 93L158 94L157 97L159 99H156V101L152 100V102L149 105H147V107L145 108V109H149L151 112H153L152 110H154L155 113L157 112L159 107L166 109V110L168 109L169 112H171L175 108L173 110V114H171V115L173 116L175 114L174 111H176V115L173 116L172 120L170 119V122L168 121V124L166 123V121H164V125L165 124L166 125L162 126L161 128L157 127L158 129L154 128L156 130H154V129L153 130L156 132H154V131H153L154 133L151 132L150 133L151 135L149 134V136L151 139L155 137L153 140L156 141L155 139H157V141H159L160 144L162 142V144H168L167 146L171 145L170 146V147H172L171 151L172 150L174 151L173 144H175V146L177 145L175 148V152L170 153L171 151H169V150H166L167 152L164 151L165 149H167V148L170 149V148L167 146L165 148V146H163L161 144V146H163L164 150H163V148H161V150H163V151H161L160 153H163V157L165 155L164 152L167 153L166 155H168L169 158L167 156H165L164 158L166 160L170 159V156H171V158H173V160H172L173 162H170V160L166 161L164 158L163 159H164V162L166 161L169 164V165L167 164L168 166H170V164H172L171 166H173L174 169H172V168H170V169H172L173 171H175V169H176L177 170L176 173L178 172V174L180 175V178H182L181 175H183L182 180H183L184 184L183 183H182L183 185L180 184L182 186L181 187L179 186L180 187L179 189H181L182 191L185 190L184 192H187L186 190H187L188 186L185 185V184H187V181L188 182L192 181L193 184L195 182L194 177H192L190 180L191 174L192 175H194V174L198 175L197 173H199L201 171V170L199 171V168L201 167V169H202V167L206 166V164H205V166H202L205 163V162H203V159H205V157L208 158L207 157L208 156L207 151H205V149H201L202 146L200 147L199 151L195 150V147L198 148V146H199V144L196 142V140L199 139L198 140V142H199L200 140L203 141V139L206 138V137H203V139L202 138L196 139L195 136H197V132L199 131L198 133L200 135L198 134V136H201V134H202L201 130H204V131L206 129L207 130L209 129L211 131H213V130L217 131L219 129L223 130V128H225L224 126L226 125L225 130H227V131L224 130V133L225 132H231V133H235V134H237V136H239L240 135L239 129L243 130V131L245 129L243 124H241V123L239 125L237 124L239 122H236V123L234 122L236 127L233 126L234 124H230L232 126H227V124H226L229 119H232L233 117L236 118L235 116L237 114L235 112L236 109H234V106H235L234 98H231L228 93L231 90L230 94H232V92L235 91L234 89H236L238 85H240L244 80H245V82L251 81L250 80L251 78L247 77V75L238 74L236 76H232L233 80L231 77L230 78L228 77L230 80H224L225 78H227V76H225L223 79L222 77H218ZM49 78H52V77H49ZM189 78H190V76H189ZM204 78H206V76ZM208 79L211 81L213 80V82L208 81ZM218 80H219V82H218ZM190 81H196L195 82L196 86H195V84L190 85L189 84ZM217 82L219 85H216ZM21 84H22V82H21ZM213 84L215 87L213 86ZM222 84H224V85H222ZM208 85H210L212 90L214 89V91H215L216 89H219V91L218 90L216 92L211 91V88ZM216 87H219V88H216ZM19 88H21L23 91ZM51 88H53V87L51 86ZM26 89H29V90H26ZM220 89H221V91H220ZM31 91H32V93H31ZM50 93H52V94H50ZM124 95H126V96H124ZM140 95L142 96V98L140 97ZM248 97H251V96H248ZM45 98H49V99L52 98V100L50 99V101H49ZM257 98L258 97H256V99ZM20 99H23L21 101L22 103L19 102ZM254 99H255V97H254ZM170 105L174 106V108L171 111L169 110L170 108H172ZM55 108H57V109H55ZM68 109H72V110L69 111ZM42 110H44V111L47 110V111L46 112L43 111L44 113L43 112L39 113ZM129 111L127 110V112H129ZM150 111H149V113H151ZM162 111L164 112V110H162ZM167 112H166V114H167ZM234 112H235V115H233ZM238 112H241V111H238ZM111 113H112V115H111ZM142 113H143V111H142ZM155 113L151 114L150 119L149 118H147V119L149 121L151 119L153 120L152 115H154ZM254 114L255 113L253 112V115ZM61 115H62V117H64L63 121L60 120ZM72 115L74 116V119H71V117H73ZM140 115H142V114H140ZM149 115L147 114V117ZM171 115H170V117H171ZM143 116H145V114ZM239 116H237V118H236L237 120H239L238 119ZM145 117H142V118L144 119ZM154 118H156V115ZM161 118H160V120L158 119L160 121V123L158 122L159 126L161 125V122H162ZM68 119H71L74 121L73 122L71 120L68 121ZM257 119H259V118H257ZM121 120H123V118ZM142 121L144 122V120H142ZM155 121H157V119H155L154 122H152V123H154V125H155V123H157ZM244 121H246V120H244ZM261 124H260V127L262 126ZM240 126L244 129H242ZM113 127H112V130H113ZM237 127H238V129H237ZM135 128H134V130H135ZM227 128H231V129H227ZM118 132H119V130H118ZM207 132L208 131H205L204 133H207ZM212 133H214V132H212ZM224 133H222L221 136L224 135ZM231 133H229V136L233 135ZM19 135L22 136V135H24V133H21ZM119 135H121V134H119ZM157 135H159L160 138ZM207 135L208 134H206L205 136H207ZM211 135L214 136L213 134H211ZM211 135L210 136L208 135V137H211ZM215 135H216V133H215ZM225 135H224L225 140H227V141L229 140L228 138L233 137V136L228 137L227 133H225ZM152 136H154V137H152ZM156 137H158V138H156ZM191 137L192 138L195 137L196 140L194 139L193 141H195V144L197 143L198 146L194 145L193 144L194 142H193L192 143L193 146L191 144L190 147H188L189 146L188 143L191 140L188 141L187 139L188 138L190 139ZM250 137H251V135H250ZM231 139L234 140L233 138H231ZM237 140H235V141H237ZM98 141L99 140H96L95 144H97ZM154 141H152V142H154ZM202 141H200L201 143L199 142L200 145H202V143H203ZM235 141H233V142H235ZM231 143H232V141H231ZM231 143H229V144H231ZM88 144H92V143H88ZM8 145H9L8 142L4 143V145L2 144V146L0 145V197L2 196L1 197L2 200L0 198V201H2L1 203L4 205V207H7L9 209L10 213L13 214L16 212L15 214H17L18 216L22 215L20 213H24V212L27 213L28 211H31V214L34 215L33 212H35L34 211L35 209H36L35 214L39 215V213H42V211H43L42 208H44L45 205L51 206L52 207L51 209H53L52 213H54V215H55V217L52 218L54 220V222H53L54 224L51 222H50L51 223L50 224L48 222L50 225H47L48 223L46 222V220H44L40 217L36 220H33L31 218V221H29L30 222V223H28V227H30L29 229H32V227H34V226L42 227V226L47 225L49 227H47L43 230H38V231L33 230L34 233H32V231H31V233L33 235L32 236L33 237V239H32L33 246L31 247L30 244L28 246L33 248V251L30 249V251L27 250V252H24V253H26V255H27V253L29 254L31 252L30 256H28V255L26 256V258L29 257V258H27L28 260L26 259L27 260L26 262L29 261L28 262L29 264H63V263H59L62 259H60L59 255L57 253H55L54 250H56L57 252H60L61 254L63 253L67 257H71V255L76 257L78 255V254H75L77 252V249L72 247L70 241H65L66 238L71 239V238H73V235L78 233L77 231H73L74 234H73V232H71V234L68 233L69 229L72 228V230H73V228L76 227L75 224H77L78 221L75 224L69 223L70 224L69 226H72V227H70V228L67 227L68 225L66 224V221H68V220L70 221V218L72 217V215L75 216L76 214H74L72 211H69L67 213L64 212V210L66 208H69V207L65 206L64 204L69 203L70 201L73 202L74 200H76V201L81 200L82 201V199H83L82 197L84 196V194H85L84 198H88V196H91L92 195L91 193H93L92 191L90 192V189H93L94 187L96 188L97 186H100L102 188V186H103L102 189L104 190L105 189L104 186L105 187H106V185L108 186L109 185L108 182L111 183V181H112L111 184H113V180L115 178L117 179V177H118L117 180L119 182H117L116 179H115V182H117L118 185L116 184V186H118V189L120 190L119 183L121 182V180H119V179H121L122 177L124 178V175H126V176L128 175L127 169L129 168V166H131V165L133 166L134 163L132 162V159H130L131 157H127L128 154H126V153L123 154L122 148H121L122 153H120L121 151L119 152L118 147L116 148L118 150L116 152H115V150H114L115 148H114L113 149L114 152H113V150H111L110 151L111 153L109 152V154H106L107 156L103 155V154L101 155L102 156L101 159L105 160V162L102 161V163H104V164L101 163L98 170L97 171L94 170L95 174L91 173L92 176H90V177L87 176L88 178L86 177L85 180L78 181L79 184H78V182H76L77 184L72 183L74 185L73 188L68 189L66 187L67 188L66 190H64L62 188V190L54 191V190H50V189H43L44 180L46 179L45 177L49 171L48 168L47 167L39 168L36 165L33 166V164L39 158V156H37L38 154L30 153V156H28L29 153L27 155V153H25L23 151L10 152L4 148V146H8ZM209 146L210 145H208V148H207L208 151L210 150ZM233 146L235 147V145H233ZM237 146H239V145H237ZM157 147H159V145ZM210 147L212 149V145ZM98 148H97V151H99ZM216 149L217 148H215L214 150H216ZM218 149H220V148H218ZM223 149L225 150V148H223ZM103 150H104V148H103ZM200 151H203L204 153H201ZM104 152L105 151H102V153H104ZM217 153L219 155L221 154L219 152H217ZM217 153L214 152V154L213 153H210V154H211V156L213 154V157H214L217 155ZM131 154L133 157V153H131ZM91 155L93 156V154H91ZM172 155H173V157H172ZM99 156H100V154H99ZM104 156H106V158ZM94 157H95V154H94L93 158L89 157L90 158L89 160H91V158L94 159ZM96 157H95V159H96ZM124 157H125V159L123 160V161H125L124 163L128 162V163H126L127 166L124 165L127 167V169H126L127 171L124 170V168H122L124 166L121 165V164H124V163H121L122 159ZM126 157H127V159L129 158L131 160V162H129L130 161L129 159H128L129 161L128 160L126 161ZM213 157H212V160H213ZM86 158H87V156H86ZM135 158L133 160L134 162H135ZM159 158L161 160L162 156H160ZM84 159L85 158H83V160ZM99 159H100V157H99ZM89 160L86 161L87 163L89 162L88 164H90L93 161V160L92 161H89ZM97 160H98V158H97ZM154 161H152L151 165L155 164L156 165L155 169H157L158 163H154ZM208 161H207L208 163H211L210 160H208ZM217 161H219V160H217ZM226 161H227V159H226ZM86 162H83V163H86ZM136 162H138V160H136ZM164 162L162 164L165 167ZM223 162H225V161L223 160ZM83 163H80V164H83ZM130 163H133V164L129 165ZM150 163H151V161H150ZM215 164H217V162ZM119 165H121V168L123 170H121ZM218 165H220V164L218 163ZM90 166H89V168H90ZM168 166L165 169L168 170L169 169ZM81 167H85V169H86V165L81 166ZM160 167L162 169L164 168L162 166H160ZM72 168H73V170H75L74 168H76V165H75V167H72ZM131 168H134V166ZM138 168H137V163H136V169H134V170H136L135 173H137V175L140 176V174H142V172L138 173L139 172ZM217 168H218V166H217ZM243 168H244V166H243ZM243 168L239 167L238 169H235V170L232 169V170H234L233 173L229 171L230 174L232 173L230 176L231 181H232V177H233L232 175H234V174L239 175V177H241V179L243 178V180H245V182L248 179L250 181V184L248 183L249 186L252 184L251 181L253 182V180H255V179H257V180H259L260 178H261V180L263 179L261 177L262 174L259 175L260 177H258V178H257L258 175L256 176V174H260V172L257 173L260 170H258L256 172V174L253 175L252 171H250L248 168H247L248 169L247 171H246V168L245 169H243ZM118 169L120 172L119 175L121 174V171H123L122 175H120L122 177H119L118 175L116 177V175H115V178H114L112 175H114L115 173L117 174ZM148 169H150V168H148ZM165 169H163V172L165 171ZM214 169H215V167H214ZM114 171H116V172L114 173ZM124 171H126V173H124ZM155 171H157V170H155ZM235 171H236V173H235ZM49 173H52V172H49ZM110 173H111V175H110ZM112 173H114V174H112ZM210 173H212V171H210ZM254 173H255V171H254ZM59 174H61V173H59ZM107 174L110 175L111 177L110 176H108V178L105 177V176H107ZM164 174L166 175L167 173L164 172ZM168 174H169V172H168ZM170 174H172V173H170ZM236 175L233 177L234 178L233 180H236L235 182H237V179H235ZM126 176H125V179H128V178H126ZM167 176H166V178H167ZM200 176H201V174H200ZM253 176H254V178H253ZM112 177H113V179H112ZM175 177H173V179H175ZM206 177L209 178L208 175ZM239 177H238V180H239ZM59 178H57V180H61ZM109 178L112 180L108 181ZM123 178H122V181L127 182V180L124 181ZM161 178H162V176H161ZM170 178H171V176L169 177V179L167 178L168 181L170 180ZM252 178H253V180H251ZM173 179H171V180H173ZM228 179H230V178L227 176L226 181H228ZM130 180L131 179L129 177V180H128L129 183L131 182ZM157 180H159V179H157ZM175 180L172 182L176 183L177 181H175ZM208 180H207V182L209 183ZM263 180L261 181L260 185L258 184L260 187L257 186L256 181H255L253 183L256 185L252 184L254 186L251 185V187H249L248 184L245 183V186L241 185L242 188H239L241 186L238 187V184L236 185L237 187L232 186L231 183L233 181L231 183L224 182L226 185H228V184L231 185L230 187H229V185L227 186L228 191H227V187H225L224 184H222L223 190H224V188H226L224 191L220 192V190L218 188L219 191H217V189H216L217 192L215 191L214 193H211L208 196L205 195L204 193L201 194L200 196H198V194H200V193H195L197 195H195V194L193 195V192H197V191H196V189L194 191L195 187L192 186L193 187L192 193H190V194H192V196L188 194L191 189L186 193L187 195H185L182 192V194H184L185 197L191 196L190 198L186 197V198H188V206H187L188 208H186V207H184V208H186L187 210L185 211L184 209H180V212H179L176 208H174V210L176 209V212L172 211V213L174 212L172 217H171V215L168 214L169 208L167 206H164L163 208H161V206L163 205V203L160 204V202H161L160 200L163 198V197H161V199H160V196L162 195V194L161 195L159 194L161 189H158V193H157V189H155L154 191H156V192L152 193L154 195H152L151 192H150V194L147 192L148 195H152L153 197H155L156 194L160 195L158 197L156 196L157 198H154V199H152L153 197H150L147 195V197L152 199V201L155 200L154 202L157 203V204L155 203L157 205V208H155L156 206L151 204L152 201H150V200L148 201V203H147V201L141 202V199H148L145 196L146 194L143 196L144 198L143 197L141 198L138 195V197L141 198L139 201L142 203V205L141 206L138 205L139 203L136 200V198L138 199V197L135 196L136 198L133 199L134 201L136 200V202H137L135 205V208H131V206H130L131 209H134V210H131L133 212L128 210L129 209V208H127L128 206H125L126 204L131 205V203H132L131 202L132 200L130 201L131 197L128 200V202L130 201V203H126L127 201H123V203L125 202L124 203L125 205L124 204L123 205L126 207V210H128V211H126L123 208L122 209L120 208L123 205H120L119 202H122V200H127L125 198L124 199L122 198V200H120L118 202L120 207L118 206V204L116 202L115 207L113 209H110L111 206L109 203L110 208H109V210H107L108 208H106L107 212H105V209L103 207H102L103 208L102 209L100 207V205H102V203L104 204V202L107 203V202L111 201L112 199H109V201H108L107 198H109L108 194L111 193L110 196H112L113 192H109V190H107V192H108V194H107L108 197H107L106 194L104 196L101 195L103 193H100V191H99L98 195L100 194L101 195L100 197L103 196L102 197L103 199L105 198V196L107 197L106 198L107 201H105L106 199H104V202H103L102 198L95 199L96 193H95V196L93 194L95 201L98 200L97 202L100 203L98 208L100 207V209L102 211L104 210V212H105V213H102V211L99 209L101 216L98 215L99 213L98 214L96 213V212H99V210L96 211L97 207L94 206V205H96V202L92 199V196L89 198L93 200L92 204L94 203V205H92V204L90 205V203L86 199V201H87L86 203L89 204L90 207L93 206V208L91 207L92 210L94 209L92 211V210H90L91 209L90 207L88 208V206H87V208H86V210H88V211L90 210L89 212L92 211V214L94 215V217H93L92 215L89 214L88 211L84 215L85 216L84 218H86V225H87L86 228L88 229V224H90V223L92 224V222H96L95 223L96 225L92 224V226H91V224H90L91 232H89V233L94 234L93 236L91 235L92 238L89 236L90 234L88 235L89 236L88 237L87 236L88 233L86 232L87 241L89 239L92 240V241L91 240L88 241V243H90V245H91V246H88L90 248L89 250L93 251V252H90L89 250L87 251V253H89L91 255V258H90V260L86 259V264H132V262H134V264H197L198 261H195V260H198V259L200 260L199 256L202 254L204 256L208 257L209 259L207 258L208 261L206 260V262H200L201 261L200 260L198 264H264V213H263L264 212V189L262 188L264 186L263 185L264 183L262 184ZM68 182H70V181H68ZM68 182H66V183H68ZM123 182H121V183H123ZM132 182L134 183L135 181H132ZM150 182H153V181L150 180ZM207 182L205 181V183H207ZM235 182H233V183H235ZM162 183L164 184V182H162ZM200 183L204 184L203 181H201ZM51 184L55 185V182L51 183ZM111 184H110V187H111ZM149 184H151V183H149ZM155 184H154V186H155ZM261 184L263 185L262 187H261ZM57 185L60 186L62 184L58 183ZM125 185H126V183H125ZM144 186H145V184H144ZM152 186H153V184H152ZM129 187H131V185ZM199 187H202V186L200 185ZM217 187H215V188H217ZM50 188H52V187H50ZM57 188H59V187H57V186L54 187L55 190H58ZM95 188L93 189L94 192H95V190L98 191V188L97 189H95ZM113 188H115L114 185H113ZM113 188L112 187L110 188V189H112L111 191H113ZM158 188H161V186ZM215 188L213 189V191L215 190ZM41 189H43V190H41ZM59 189H61V188H59ZM116 189H117V187H116ZM127 189L128 188H126L125 190L126 191L130 190V188H129V190H127ZM47 190L54 191L55 193H53V192H52L53 194L46 193V192H49ZM105 190L103 192H106ZM119 190H117V191L119 192ZM199 190H202V189L199 188ZM149 191H150V189H149ZM89 192H90V194H89ZM204 192H206V191H204ZM119 193L116 192L113 196H115L116 194L118 196ZM79 194L82 196V197L80 196L81 199H77V198H80V197H78ZM132 194H133V192H132ZM139 194H141V192ZM166 194H168V193L166 192L165 195ZM179 196L181 197L182 195H179ZM165 198H166V196H165ZM183 198H181V199L184 200ZM115 199H117V198L115 197ZM158 199L160 202L158 201ZM179 199H177V202L179 201ZM61 201H64V202H61ZM116 201H118V199ZM163 201H165V200H163ZM158 202H159V204H158ZM181 203H182V201H181ZM54 204H55V207H54ZM107 205L104 204V206L108 207ZM133 205H134V203H133ZM150 205H153V207ZM159 205H161V206H159ZM184 205H185V202H184ZM18 206L20 207V208H18L19 210L21 209V206L23 208L26 207L28 210L25 208V211L23 210V212H22L21 210L23 208L20 211H18L16 208L14 210L15 212H12L13 210L11 211L12 208L18 207ZM113 206H114V204H113ZM137 206L138 207L140 206V208H137ZM158 207H160V209ZM177 207H179V206H177ZM122 210L124 212H122ZM182 210H183V212H181ZM65 211H68V210L66 209ZM194 211L200 212V213H198V215L202 214L199 216V218L205 214L208 215V217L205 215L206 218L204 217V220L208 218L207 220L210 221V222L208 221L209 224L212 222L211 221L212 219H213V221L218 219L217 222L215 221L216 223H214L216 226H218L217 224L220 222L219 220H221V222L223 221V223L221 225L219 224V227H221L223 224H225L226 219L228 221H230V219H232V217L236 218V215L239 216V214L242 213V216L244 217V219L247 220L245 222H249L251 224V228L253 231L251 233H254V234L249 233V231L246 232L248 229L247 228L248 226L246 227L245 224H247V225H250V224L245 223L243 217L240 216L241 221L237 220L238 217L236 218V220L240 224H242L243 222L245 224H244V226L238 225L239 228L237 227V229H239L241 231L240 227L241 228H242V226L245 227L246 229L245 228H244L245 230L242 229V232L237 230L235 226H234L235 227L234 230H231V229H233V226L231 228L230 224L233 223L234 221L236 222V220H233V221H231V223H229V226L227 225L229 227V228L227 227L228 231H225L226 229L221 231V228H223L224 225L220 229H217V232L220 231L221 234L219 232L216 234H218L220 236L217 235L218 237H215L216 235L214 236V234L212 236L209 235L210 240H208L209 237L207 236V233H206L207 231L202 232V230H201L204 237L202 235L200 237L203 239V238H205V236H207L208 237V238H206L207 240L204 241L205 239L202 240L199 237L197 239L195 238L197 241L196 240L193 241L192 239H193L195 233L191 229L195 228L196 226L193 228L191 226V228L189 227V231H187V233L189 232V234H192L191 235L192 237H190V238H192L191 239L192 241H190V239L188 238L189 234L185 233V230L187 227H184V226L185 225L187 226L189 224L192 225V224H191V222H189V224H188V222L185 221L186 220L185 218L189 217L187 215H190V217H191V215H192L191 213L192 212L194 213ZM71 212L73 214L69 215V213L71 214ZM249 212L250 213L252 212V213L250 214ZM45 213H47V212H45ZM81 213H83V212H81ZM87 213H88V215H87ZM31 214H28V216ZM175 214H176V217H175ZM195 214H197V213H194V216L192 215L193 217L191 218V220L194 218L193 221H195V222H193V221L192 222L194 225L195 224L197 225L198 223L196 221H198L199 218H197L195 216ZM13 215L8 214L6 211L5 216L7 218H5V219L0 218V221L2 223H5L6 220H8L10 222L11 220H14V217H15V219L18 217L16 215L15 216H13ZM185 215L187 217H185ZM2 216L5 217L4 212L2 213ZM30 217H32V216H29V218L26 217L27 220H30ZM33 217H35V216H33ZM102 217H103V220L101 219ZM173 217H175V219H176L175 221L173 220L174 219ZM209 217L211 220L209 219ZM43 218H44V216H43ZM93 218H94V220H93ZM180 218L183 219V220L181 219L183 222L187 223V224L184 223V226H183L185 228V230L179 229L180 225H178V228H177V224H179V223H176V222H178ZM17 220H19V219H17ZM165 220H167L166 222L171 227L165 223ZM188 220L191 221L189 218H188ZM79 221H81V220H79ZM1 222H0V224H2ZM203 222H206V221H203ZM11 223H12V221H11ZM181 223L182 222H180V224ZM226 223H227V221H226ZM64 224L66 225L67 228L64 226ZM164 224H166L171 229V231L168 228H167L168 230L166 229V231H165L164 230L165 228L163 229ZM211 224L214 225L213 223H211ZM13 225L11 224L9 226L12 227ZM200 225H204V224H200ZM21 226L19 228L15 227V229L18 228L17 230L19 231V229H21ZM24 226L25 225H23L22 229H23V231L26 232L27 227H24ZM61 226H64V227L62 228ZM204 226H206V225H204ZM0 227L4 228L3 225ZM198 227L200 228L201 226H198ZM61 228L64 230H62ZM180 228H182V227H180ZM199 228H197V229L200 231L201 228L200 229ZM8 229H9V231H8L9 234H10V232H12L10 234L11 236L16 235L15 233H17V232H15L14 228H13L14 230H12V231L10 228H8ZM66 229H68V230H66ZM89 230L90 229H88L87 231H89ZM2 231L6 232L7 230L4 229ZM169 231L171 232V234ZM191 231L194 233V235ZM250 231H251V229H250ZM8 232H7V236H8ZM245 232H246V234H245ZM19 233L22 234L23 233L22 230H21V232L19 231ZM239 233L241 235H239ZM21 234H19V235H21ZM242 234H244V235H242ZM4 235L6 236V233ZM4 235H3V238H4ZM10 235H9V237H10ZM25 235H27V234H25ZM186 235H187V238L189 239L188 241H190L192 243L188 242V244H185V242H187V241H184L186 238L185 237ZM250 235H252L253 238L256 237L255 239H257L258 242L260 241L259 242L260 246L257 245L258 243L257 244L255 243L257 241V240L254 241L255 239H253V240L251 239V240L253 241V244H256L257 246L254 247V245L252 246L251 244L247 243V242L252 243V241L246 240V239H248L247 238L248 236H249V238H251ZM27 236H29V235H27ZM30 236H29V238L31 239L32 237H30ZM239 236H242V237H239ZM244 236L246 239L244 238ZM9 237H5V238L7 239ZM241 238H244L243 241L245 240V242H243V241L240 242ZM1 241H2V239H1ZM1 241H0V245L2 244V246H5L3 241H2V243H1ZM195 241L196 242L200 241V243L198 242L197 244H194ZM110 243H115V247L111 246ZM239 243L242 244V246H244L243 244L247 243L246 246L249 244L250 246H252V249H251V247L249 248V246L241 247ZM246 248H248V249H246ZM184 249H188V252L193 251L195 253V256L191 255L192 257L191 256L189 257L187 255L184 258H182V256L184 255V253H182L184 251ZM249 249H251V250H249ZM0 250H1V248H0ZM103 250H106V251H103ZM102 251H103V253L107 252V254L103 256L101 253ZM68 253H70V254H68ZM191 254H193V253H191ZM197 255H198V258H197ZM19 258L16 257V262H17V259L19 260ZM194 258H195V260H194ZM203 260H205V258ZM4 262H6V259ZM4 262H2V264ZM8 263L10 264V262H8ZM21 264H22V262H21ZM64 264H65V262H64Z\"/></svg>", "mask_w": 264, "mask_h": 264}]
</instances>
